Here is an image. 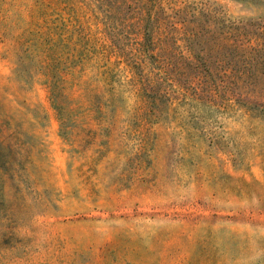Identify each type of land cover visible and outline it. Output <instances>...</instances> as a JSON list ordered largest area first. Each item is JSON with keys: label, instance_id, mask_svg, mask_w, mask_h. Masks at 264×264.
<instances>
[{"label": "rangeland", "instance_id": "1", "mask_svg": "<svg viewBox=\"0 0 264 264\" xmlns=\"http://www.w3.org/2000/svg\"><path fill=\"white\" fill-rule=\"evenodd\" d=\"M240 20L264 0H0V264H264V81L201 36Z\"/></svg>", "mask_w": 264, "mask_h": 264}, {"label": "trees", "instance_id": "2", "mask_svg": "<svg viewBox=\"0 0 264 264\" xmlns=\"http://www.w3.org/2000/svg\"><path fill=\"white\" fill-rule=\"evenodd\" d=\"M208 29L205 26L201 36L209 54H242L249 61L242 76L251 75L254 84L264 81V24L240 20L237 25L232 23L229 33L217 35Z\"/></svg>", "mask_w": 264, "mask_h": 264}]
</instances>
